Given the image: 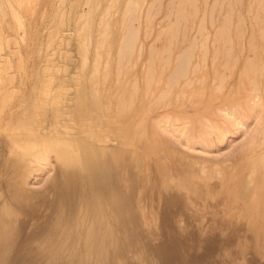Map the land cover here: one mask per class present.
I'll list each match as a JSON object with an SVG mask.
<instances>
[{"label":"rangeland","instance_id":"obj_1","mask_svg":"<svg viewBox=\"0 0 264 264\" xmlns=\"http://www.w3.org/2000/svg\"><path fill=\"white\" fill-rule=\"evenodd\" d=\"M70 1H2L0 222L6 218L14 222L15 215H23L12 192L22 189L20 197L23 194L24 198L27 191L39 194L49 189L55 195L62 189L66 171L73 174L72 190L78 194L73 193L85 194L86 188L70 169L74 168H66L47 147L49 141H64L71 134L78 146L105 151L107 157L115 151L118 161L110 179L127 196L125 200L129 199L125 205L128 213L133 205L137 213L136 205H145L150 188H159L160 183L155 186L162 180L156 165L158 151L163 149L167 155L169 144L182 159L204 155L230 163L228 179L232 181H238L249 162L264 156V0H97L91 28L83 39L84 51L79 49L81 40L73 31L87 28L83 18L89 16L88 5L82 0ZM82 62L88 65L82 67ZM86 78L106 88L94 90L96 108L90 106L87 88L90 113L82 116L74 93ZM43 100L44 104L51 100L59 103L61 122L48 105L45 112L39 109ZM224 117L231 127L221 136L213 125ZM201 121L211 125L208 141L203 144L196 143ZM188 129H193L191 140ZM134 130L143 135L138 139ZM59 142L53 147L62 149ZM168 160L170 165L175 161L171 156ZM155 180V185L150 184ZM82 205L77 203L62 213L65 222L72 217L76 235L84 229L79 219L83 222L87 218ZM125 211L126 223L120 224L128 226L129 234L135 233V237L131 235L137 246L132 247L138 248L135 261L150 258L146 263L154 264L149 248L165 238L161 221L157 219L160 235L155 230L148 234L149 241L147 225H134L138 214L134 213L137 217L133 219ZM43 221L45 218L39 220ZM132 224L138 227L136 231ZM118 229L117 238L122 239ZM77 259L70 258L65 264H86Z\"/></svg>","mask_w":264,"mask_h":264},{"label":"bare ground","instance_id":"obj_2","mask_svg":"<svg viewBox=\"0 0 264 264\" xmlns=\"http://www.w3.org/2000/svg\"><path fill=\"white\" fill-rule=\"evenodd\" d=\"M2 1L0 0L1 14ZM82 1L88 5L89 16L83 18L88 26L83 31L81 28H75L73 33L77 39L79 37L81 40L78 43L81 45L79 49L84 51L83 39L86 31L91 28L90 19L92 18L91 15L95 14L97 0ZM82 64L84 63H81L83 67ZM85 64L84 66L88 65ZM97 65L96 67L99 69ZM108 69L110 70V68ZM102 70L100 71L103 72ZM86 82L87 85H85ZM85 84L76 87V94L73 92L75 99L78 100H75V102L82 108L80 112L82 116L89 115L88 105L91 104L92 108L98 107L95 91L99 88H106L98 82L97 84H91L87 78ZM92 85H95V87ZM87 88L90 92V99H92L88 105L86 104L88 102L86 98ZM43 104L39 106V109L45 112L48 105L50 110L56 114V120L61 122L59 116L62 115V112L59 103L57 104V102L51 100L49 104L47 102L44 106ZM224 119L213 125L215 133L221 136L228 133L231 127V123L227 122L225 117ZM200 123L202 129L197 134L196 143L203 144L204 140L208 141V129L211 125L207 121H201ZM130 130L129 132H131ZM188 130L187 133L191 135L189 137L191 140L193 129ZM140 132L136 130L133 134L138 136L139 139L143 135ZM81 136L83 137V134ZM86 137H88L87 134L84 139H87ZM82 141L84 140L82 139ZM55 142L53 143L55 144ZM60 142L62 149L60 147L54 148L58 144L54 145L49 141L47 144L48 151L55 152V155L59 157H57L58 161L62 160V164H65L66 168H74L70 169L74 173L76 172L79 183L84 186V189L86 188L85 194L80 197L73 193L78 194L76 190H72L75 181L72 179V172L69 173V171L65 173L66 180L61 185V191L58 190L55 195L53 194L54 190H50V193L49 189L45 191L46 193L39 194L25 190L27 194L25 193L24 198H21L23 194L20 197L22 189L20 193L16 192L17 189L12 192L11 197L15 200L14 204L23 215L20 218L15 215V220H17H14V222L9 221L8 218L0 222V264H65L70 258H78L77 261L84 260L86 264H131L132 260H134L133 264H147L146 261L148 262L150 258L148 260L146 258L145 260L136 258L138 260L135 261L134 257L138 256L135 250L137 251L138 248H133L137 246L134 244L136 242L134 241L135 238H131V235L134 236L135 233L129 234L128 226L122 227L123 225L120 224L126 223L123 212L129 199L125 200L127 196L122 193L115 182H112L113 179H110L112 177L111 172L112 174L115 172L112 170L116 169L115 166L118 161L117 154L115 157V151L112 150L109 157H107L105 151L93 150L88 145L78 146L76 136L72 134L69 135L67 140ZM57 149L61 151H56ZM166 149L167 155L163 149L158 151V164H156L162 171L159 173L161 174V182L156 183V180L153 183L148 182L154 185L156 183L155 186L160 183L159 188L153 190V192L150 188L151 185L146 186V188L151 189V198L147 197L146 200L143 198L145 200L143 207L138 204L139 208H137L138 205H136L137 213L133 211L135 210L134 205L131 207L130 212L133 219H136L137 215L135 214H138L137 222L135 220L134 225L139 226L143 222V225H147L145 228L147 236L155 230H158L159 233L157 219L159 218L158 220L161 221L159 227L164 229L165 238H162L163 240L160 238L159 243L157 240V243L153 246L148 243L147 247L150 246L149 249L152 254L146 252L151 256L154 264H264V156L249 162L237 178L238 181H232L228 179L230 163L218 162L215 159L206 158L204 155L187 157L189 159L183 156L182 159L179 158V155H177L178 157L175 156V152L173 153L174 148L170 144L167 145ZM169 156L175 160L171 162L172 165L168 160ZM138 165L139 163L136 167L140 172L141 167L139 169ZM247 173L250 175L244 178ZM139 181L141 182V180ZM160 187H162V190H159ZM48 193L52 195H47ZM77 203L83 204L82 207L87 212V218L83 222L78 217L81 228H84L80 234L77 232L79 236L76 235L75 226H72V217L68 218L69 220L67 219L66 222L65 219H62L63 211L72 209ZM140 206L143 209L142 211H140ZM127 209L128 211L125 212L128 215L130 213H128L129 208ZM68 212L70 213L69 210ZM7 215L10 214L7 212ZM147 215L150 218L152 217L151 221L149 220L150 223L154 222L157 225L150 224L147 221L149 218H147ZM41 218L43 220L45 218V221L39 222ZM44 222L46 223L42 224ZM151 225H154L155 229ZM137 226L132 229L138 228ZM119 227L121 229L120 233L123 235L122 239L117 238L116 229ZM77 228L80 227L77 226ZM120 229H118V232ZM150 239L148 236L149 241ZM148 240L147 242H149ZM132 245L134 246L132 247ZM168 250H170L169 253ZM145 251H147L146 248Z\"/></svg>","mask_w":264,"mask_h":264}]
</instances>
